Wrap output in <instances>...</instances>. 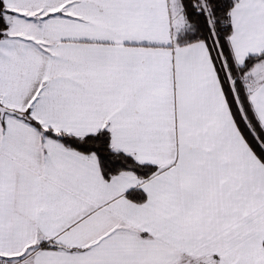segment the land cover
Masks as SVG:
<instances>
[{
	"label": "snow or ice",
	"instance_id": "snow-or-ice-1",
	"mask_svg": "<svg viewBox=\"0 0 264 264\" xmlns=\"http://www.w3.org/2000/svg\"><path fill=\"white\" fill-rule=\"evenodd\" d=\"M0 264H264V0H0Z\"/></svg>",
	"mask_w": 264,
	"mask_h": 264
}]
</instances>
